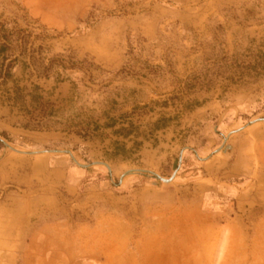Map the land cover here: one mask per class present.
<instances>
[{"label":"rangeland","instance_id":"1","mask_svg":"<svg viewBox=\"0 0 264 264\" xmlns=\"http://www.w3.org/2000/svg\"><path fill=\"white\" fill-rule=\"evenodd\" d=\"M32 1L0 18L45 25L65 67L0 86V264H248L264 0H61L59 24Z\"/></svg>","mask_w":264,"mask_h":264},{"label":"trees","instance_id":"2","mask_svg":"<svg viewBox=\"0 0 264 264\" xmlns=\"http://www.w3.org/2000/svg\"><path fill=\"white\" fill-rule=\"evenodd\" d=\"M22 20L25 23L24 26L20 24L18 17L0 18V86L8 83L15 69L21 63L24 68L32 67L39 75L43 76H49L54 65L65 67L63 62H57L54 59L50 63H46L45 57L37 56V54H41L44 46L43 44L35 46V40H44L48 37L47 27L45 25L37 26L38 22L28 13L22 16ZM36 29H40L41 32H36ZM28 95L31 96L40 111L48 110V102L41 101V95L33 92H29Z\"/></svg>","mask_w":264,"mask_h":264},{"label":"bare ground","instance_id":"3","mask_svg":"<svg viewBox=\"0 0 264 264\" xmlns=\"http://www.w3.org/2000/svg\"><path fill=\"white\" fill-rule=\"evenodd\" d=\"M59 1L62 2L61 0H33L30 4L33 3V9H36L34 11L38 12V14L41 13L42 15H44L43 17L46 16V18L51 20V22L54 21L52 23L59 24V21H61V19L68 18L70 16L67 11L62 10L63 6L60 7L61 5H58L60 4ZM56 4L58 6H56Z\"/></svg>","mask_w":264,"mask_h":264},{"label":"crops","instance_id":"4","mask_svg":"<svg viewBox=\"0 0 264 264\" xmlns=\"http://www.w3.org/2000/svg\"><path fill=\"white\" fill-rule=\"evenodd\" d=\"M248 242V255L250 257V261L248 264H255V262L253 261L256 258L255 248L257 247V245L264 244V217H260V219L254 222ZM65 264H67V262H65Z\"/></svg>","mask_w":264,"mask_h":264},{"label":"water","instance_id":"5","mask_svg":"<svg viewBox=\"0 0 264 264\" xmlns=\"http://www.w3.org/2000/svg\"><path fill=\"white\" fill-rule=\"evenodd\" d=\"M162 178V177H161ZM162 179H164V178H162Z\"/></svg>","mask_w":264,"mask_h":264}]
</instances>
